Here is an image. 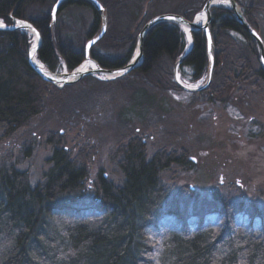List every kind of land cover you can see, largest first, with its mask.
<instances>
[{"label":"trees","instance_id":"trees-1","mask_svg":"<svg viewBox=\"0 0 264 264\" xmlns=\"http://www.w3.org/2000/svg\"><path fill=\"white\" fill-rule=\"evenodd\" d=\"M56 1L0 0V19L6 25L16 18L32 22L41 36L38 58L53 72H58L62 60L71 72L85 61L86 42L74 45L67 36L63 37L67 26L61 27L57 20L51 24ZM99 1L108 17V29L92 48L91 57L103 68L123 67L134 54L143 26L160 14L157 10L163 0ZM206 1L189 0L169 12L193 20ZM236 1L264 40L261 22L256 17L264 12V0ZM70 5L91 9L92 19L83 37L88 40L95 36L101 27L96 6L90 0H65L58 14ZM211 14L216 64L211 83L202 93L210 99L225 100L229 90L240 82L260 87L264 70L260 62V66L253 64V53L259 61L253 37L240 25L231 8L214 6ZM232 31L242 35L244 42H239ZM31 40L27 32L0 29V131L4 136L10 135L52 105L53 113L67 110L72 124L82 122L89 129L94 125L91 120L102 119L99 125L113 130L123 180L116 184L100 172L87 185V163L95 149L85 144L73 156L71 148L60 146L59 134L55 140L54 136L48 139L55 146L41 181L33 183L25 171L10 162L3 163L0 264H264V222L256 224L257 208L246 211L235 194L216 193L212 200L191 204L178 192L170 194L161 173L172 165H185L188 150L172 146L160 135L156 150L150 153L147 143L132 131L127 113L141 106V118L145 119L147 107L157 103L153 93L156 89L184 91L174 80L175 64L186 54L185 33L178 24L160 22L152 26L145 35L139 67L115 80L86 76L81 82L94 80L101 90L88 87L69 99L70 104H64L63 92L77 93L74 89L79 84L59 88L39 76L28 62ZM99 49L116 55H106ZM183 66L192 68L193 81L203 76L207 79L209 57L203 31L192 33L189 53L178 70ZM143 84L154 91L149 95ZM143 91L149 95L145 104L136 100ZM163 122L159 114L146 127H158ZM86 198L92 205L85 204ZM166 212L181 220L180 231L164 230L160 241L152 239L147 230L153 227L161 231L159 220ZM212 213L219 215V224L206 223V216ZM241 213L248 214L249 219L238 224L237 216ZM191 215L197 218L193 231L188 221Z\"/></svg>","mask_w":264,"mask_h":264},{"label":"rangeland","instance_id":"rangeland-1","mask_svg":"<svg viewBox=\"0 0 264 264\" xmlns=\"http://www.w3.org/2000/svg\"><path fill=\"white\" fill-rule=\"evenodd\" d=\"M187 1L189 0H163L157 12L167 13L181 3H188ZM218 5L228 7L225 3ZM196 17L197 14L194 18ZM256 17L261 22L264 34V12L258 13ZM91 19L90 8L70 5L57 15L56 22L61 27L67 26L62 32L63 37L67 36L74 45H79V41L84 43L87 40L83 34ZM0 22L4 23L1 19ZM231 34L239 42H244L239 33L232 31ZM30 35L34 44L35 35ZM185 40L188 50L191 42L187 40L186 33ZM99 50L109 56L116 55L113 51ZM252 59L254 65L260 66L256 54L253 53ZM61 63L58 73L67 71L65 63L62 60ZM192 73L190 66H183L178 70L177 78L181 83L192 87L199 86L206 80L203 76L200 80L193 81ZM95 78L103 80L104 77L99 75ZM78 84L74 89L77 93L63 92L61 98L64 104L88 87L96 91L101 90L94 80L79 81ZM144 85L143 88L150 95L154 90L150 91L149 86ZM147 93L143 91L138 94L137 102L148 103ZM153 93H156L157 103L153 107H147L145 119L141 118L144 116L141 106L133 107L127 116L132 120L133 133L142 140L145 139L150 153L156 150L160 135L165 136L164 140L172 146L188 150L185 165H172L161 173L162 183L170 194L178 192L182 199H189L190 204L212 200L216 193L224 196L235 194L236 198L243 202L246 211L257 208L259 214L256 224L264 222V82L260 87L240 82L229 90L225 100L217 97L210 99L202 91L190 93L173 88L156 89ZM123 102H126L125 98ZM47 107L44 113L12 134L4 136L0 131V166L10 162L25 171L31 182L41 181L50 166L48 160L55 146L48 143V139L54 136L52 138L55 140L59 134L60 146L71 148L73 156L78 154L85 144L95 149V154L87 163L90 172L87 185L92 184L100 172L106 174L114 183H121L123 173L118 166V145L113 130L101 127L99 122L102 119L91 120L94 125L90 129L82 122L78 125L72 124L67 110H63L62 114L56 112V115L52 111L53 105ZM159 114L164 119L162 125L147 129L148 121L155 120ZM84 202L86 205H92L89 198ZM167 205L170 206V203ZM248 219V214L241 213L237 216V223H246ZM188 221L193 231L197 225L196 216L191 215ZM206 223L219 224V215H207ZM159 228L161 231L149 228L148 235L160 241L162 231H180L181 220L173 213L166 212L159 220Z\"/></svg>","mask_w":264,"mask_h":264},{"label":"water","instance_id":"water-1","mask_svg":"<svg viewBox=\"0 0 264 264\" xmlns=\"http://www.w3.org/2000/svg\"><path fill=\"white\" fill-rule=\"evenodd\" d=\"M65 0H57L56 3L54 4L51 12L52 16V22L53 24L58 15V10L61 5V3ZM97 8L100 16H101V27L100 31L93 37L89 38L85 44L84 48V55H85V60H91L94 62L95 67L93 68H88V69H81L80 66H78L76 69L73 71H64L61 73L58 72H53L49 70L47 67L42 68L35 64L34 58L35 56L38 55L39 48L41 45V36L39 31L35 28L32 22L28 20H24L21 18H16L14 19V22L10 25H6L3 23V27H0L2 30H20L24 31L27 33H30V31L33 32L35 35V43L30 47L29 52H28V62L33 68V70L41 76L45 81L59 87L63 88L66 85H72L76 84L79 81H81L83 78L86 76H94L98 77L99 75H102L104 78L103 80H115L118 78H121L123 76H126L130 72H132L134 69L140 66L142 63L143 59V43L145 39V35L148 32V30L154 26L157 23L160 22H172L176 23L180 26V28L183 30V25H187L188 28L191 30V34L196 31H203L206 35L207 38V52H208V57H209V67H208V74H207V79L206 81L199 85V86H188L183 83H181L178 78V67L180 63L185 59L186 55L189 53V50H186V54L175 64L174 67V80L175 82L180 86L181 89L184 91L190 92V93H198L203 90H205L209 84L211 83L212 80V74L213 70L215 67V54L213 51V37H212V32L210 29V21H211V8L214 6H219L218 4H215V0H207L202 8V11L200 13L206 14V20L203 24H198L196 22V18L193 20H188L186 19L183 15L178 14V13H173V12H167L164 14H159L153 18H151L142 28V30L138 34L137 38V45L136 49L134 51V54L130 61L123 67L119 68H103L101 67L95 60L92 59L91 57V50L92 48L104 38L107 29H108V17L105 12V8L102 5V3L99 0H90ZM229 8H231L236 16L237 21L240 23V25L253 37V39L256 42L257 48H258V53H259V61L261 64L262 69L264 70V40L261 36V34L252 27L247 19L245 18V15L237 3L236 0H227V3ZM199 14V13H198ZM197 14V15H198ZM172 17H175V19H170ZM19 21H24L26 24L31 25V27H23L19 24ZM35 29V31H33ZM37 33H39V36H37ZM139 52V55L137 54ZM194 160V158H192Z\"/></svg>","mask_w":264,"mask_h":264},{"label":"bare ground","instance_id":"bare-ground-1","mask_svg":"<svg viewBox=\"0 0 264 264\" xmlns=\"http://www.w3.org/2000/svg\"><path fill=\"white\" fill-rule=\"evenodd\" d=\"M214 3L215 4H222V3H227V0H215L214 1ZM205 20H206V14H205V12L204 13H200V14H198L197 15V17H196V22L198 23V24H203L204 22H205ZM183 30L185 31V33H186V36H187V40L189 41V37H191V41H189V43L190 42H192V34H191V30L188 28V26L187 25H183ZM30 34H32L33 35V32L32 31H30ZM191 44V43H190ZM34 62H35V64H37L38 66H40V67H42V68H45L46 66L44 65V63L38 58V56H35V58H34ZM93 67H95V64H94V62L93 61H91V60H85L81 65H80V68L81 69H88V68H93Z\"/></svg>","mask_w":264,"mask_h":264},{"label":"snow or ice","instance_id":"snow-or-ice-1","mask_svg":"<svg viewBox=\"0 0 264 264\" xmlns=\"http://www.w3.org/2000/svg\"><path fill=\"white\" fill-rule=\"evenodd\" d=\"M170 19H175V17H172V18H170ZM19 24L21 25V26H23V27H31V25H28V24H26L24 21H19ZM4 25H3V23L2 22H0V27H3ZM33 31H35V29H33ZM37 36H39V33H37ZM189 41H191V37H189ZM138 55H139V52L137 53Z\"/></svg>","mask_w":264,"mask_h":264},{"label":"flooded vegetation","instance_id":"flooded-vegetation-1","mask_svg":"<svg viewBox=\"0 0 264 264\" xmlns=\"http://www.w3.org/2000/svg\"><path fill=\"white\" fill-rule=\"evenodd\" d=\"M143 141L146 142L145 139H143Z\"/></svg>","mask_w":264,"mask_h":264}]
</instances>
